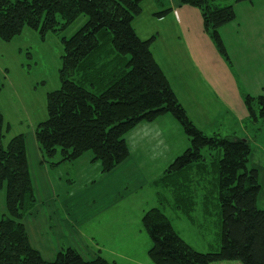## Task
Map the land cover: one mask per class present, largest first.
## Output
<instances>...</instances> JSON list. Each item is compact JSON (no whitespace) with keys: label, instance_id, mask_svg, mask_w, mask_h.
Listing matches in <instances>:
<instances>
[{"label":"trees","instance_id":"16d2710c","mask_svg":"<svg viewBox=\"0 0 264 264\" xmlns=\"http://www.w3.org/2000/svg\"><path fill=\"white\" fill-rule=\"evenodd\" d=\"M145 0H0V40L12 43L24 29L44 41L62 33L82 16L85 24L70 38L62 37L61 87L47 95L48 118L35 137L45 163L61 151L55 167L91 153L102 174L114 171L129 157L125 136L142 123L171 115L182 127L190 147L169 168L181 171L202 159L201 151L220 149L219 202L221 248L203 254L175 232L158 209L143 217L152 248L153 264H264V210L258 207L262 191L261 169L248 168L252 149L248 142L209 138L189 119L152 52L155 37L143 41L133 22ZM222 0H183L198 9L205 32L218 51L228 57L221 28L236 19L235 5ZM255 0H235L253 3ZM161 6L162 0H154ZM234 4V3H233ZM171 10L154 14L163 19ZM61 17L62 22L58 17ZM107 53V58L103 54ZM106 62H105V61ZM0 71V93H1ZM259 113L246 104L254 121L264 120V96L257 99ZM10 125L0 110V191L6 189V214L0 219V264H112L99 257L84 261L72 248L63 249L54 262H46L31 247L24 225L35 205L24 135L5 144Z\"/></svg>","mask_w":264,"mask_h":264},{"label":"rangeland","instance_id":"374dc122","mask_svg":"<svg viewBox=\"0 0 264 264\" xmlns=\"http://www.w3.org/2000/svg\"><path fill=\"white\" fill-rule=\"evenodd\" d=\"M221 2V4H229L233 0ZM148 11L150 13V10ZM143 14H147L146 10L141 16ZM58 19L62 22L60 16ZM138 20H135L132 25L141 40L146 41L155 37L154 49L165 45L166 38L156 25L148 21L139 26ZM86 21L87 18L82 16L64 32L48 34L44 41H41L38 34L31 29H24L21 36L12 43H4L0 40L2 77L0 106L3 109L0 110L6 123H14L13 132L10 134V126V132L4 140L5 144L14 136L21 135L16 130L17 126L22 127L24 131L35 132L38 124L47 120V95L61 87L60 70L63 55L61 38L73 36ZM149 33H152V36H147ZM249 36L250 32L244 30L243 38L246 41L241 46L232 41L229 44L231 51L228 57L218 51L213 40L212 43L219 55L217 53L215 55L211 47H204L200 63L205 66H201L200 69L216 97L213 95L211 101L207 95H204L198 101L201 105L199 110L188 105L185 109L190 116H188L189 119L193 120L195 126L206 137L248 142L252 149L251 158L257 164L260 163L261 176L264 179V120L260 119L256 123L246 104V100L251 99L254 112L259 113L257 99L260 82L264 86V64L255 60L247 49L248 40L253 39V37L248 39ZM156 55L162 57V54ZM107 56V53L103 54L105 59ZM194 57L198 59L197 52H194ZM251 66L258 69L254 71ZM253 73L254 76L251 78L249 75ZM257 74L261 76L254 83L253 80ZM175 75L178 78L177 73ZM194 87L199 93L204 92L197 81H194ZM260 92H264V88ZM182 133L186 138L183 129ZM171 135L173 137L171 144L163 147L154 146L143 154L141 149L135 152L136 159L140 155L141 159L144 156L147 158L145 167L143 166L147 181L142 185L141 190L139 187L142 182L133 186V192L139 190V195L134 198L138 203H129L128 200V209L117 208L112 213L114 235H119L118 240L109 239L108 245L105 242L106 245L100 248L105 254L104 259L112 264H153L149 258L152 242L142 223L144 215L152 209L160 210L181 239L197 252L214 254L220 251L222 218L218 167L223 152L220 149L205 148L201 151L202 159L199 162L181 171L169 172V168L185 152L180 155L182 142L173 134ZM127 145L128 149L130 147L133 151L134 146L129 142V138H127ZM61 156L59 150L54 158L59 159ZM149 165L154 166L152 168ZM248 168H253L252 162L248 164ZM109 181L112 185L116 184L118 192H129V171L114 173ZM261 181L262 193L258 207L264 210V182ZM81 187L82 185L73 187L71 192L79 191ZM174 193H177L175 197ZM5 198L6 189L4 188L0 191V219L7 212Z\"/></svg>","mask_w":264,"mask_h":264},{"label":"crops","instance_id":"0c3cea01","mask_svg":"<svg viewBox=\"0 0 264 264\" xmlns=\"http://www.w3.org/2000/svg\"><path fill=\"white\" fill-rule=\"evenodd\" d=\"M229 4L235 5L236 19L220 30L228 55L230 56L229 44L232 41H235L238 46L245 43L246 39L243 35L244 30H247L250 32L248 39L253 37L252 40L247 39L249 41L246 44L247 49L255 60L264 64V0L241 4L233 0ZM145 10L147 14L135 19H139L137 25L150 21L166 38V43L162 47L154 49V43L152 52L155 60L165 73L184 109L188 105L199 110L200 97L207 95L211 101L213 95L216 97L214 90L201 72V66H205L200 63L201 55L205 46L211 47L215 55L217 53L211 37L204 30L201 12L184 5L183 0H162L161 6L156 5L154 0H145L143 12ZM164 10H171V12L163 19L154 17L155 13ZM134 30L137 33L136 29ZM147 36H152V33ZM194 52H197L198 59L194 57ZM156 54H162V57H157ZM251 69L255 71L258 68L251 66ZM192 74L196 76H191ZM249 76L253 78L254 73ZM259 76L261 75L257 74L254 77V83ZM194 81H197L204 92L199 93L195 89ZM263 88L260 82L259 97L264 96V92H260ZM0 109L3 110L1 106ZM7 124L11 126L10 134H12L14 123L7 122ZM16 130L25 136L29 170L36 198L33 211L25 217L23 222L31 247L40 253L44 261L50 263L54 262L65 248L76 250L86 262L94 261L99 257L104 258L105 254L100 248L106 245L105 242L108 245L109 239L118 240L119 235H114L112 213L117 208L128 209V200L129 203H138L134 198L139 195V190L147 181V174L143 169L147 158L144 156L141 159L140 155L136 159V150L141 149L143 154L154 146L163 147L171 144L173 141L171 134L182 142L180 155L190 147L189 139L183 135L178 122L172 116L165 115L154 122L142 123L129 132L125 140L127 143L129 138L134 148L131 151L129 147L128 159L113 172L102 174L100 164L94 161L91 153H86L76 161L63 162L55 167L50 163H57L61 158H52L45 163L35 132L24 131L20 126H17ZM251 162L253 167L261 169L262 172L260 163L257 164L253 159ZM149 166L153 168L154 165ZM120 171H129V192H118L116 184L112 185L109 181L114 173ZM261 180L264 182L262 176ZM138 182L142 184L138 192H133V186ZM81 185L82 189L71 192L73 187ZM176 195L177 193H174V197Z\"/></svg>","mask_w":264,"mask_h":264}]
</instances>
